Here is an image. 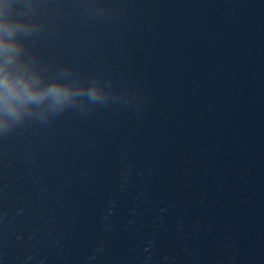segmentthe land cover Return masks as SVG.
Wrapping results in <instances>:
<instances>
[{
	"label": "water",
	"instance_id": "water-1",
	"mask_svg": "<svg viewBox=\"0 0 264 264\" xmlns=\"http://www.w3.org/2000/svg\"><path fill=\"white\" fill-rule=\"evenodd\" d=\"M42 11L43 61L125 99L0 137V264H264V0Z\"/></svg>",
	"mask_w": 264,
	"mask_h": 264
},
{
	"label": "clouds",
	"instance_id": "clouds-1",
	"mask_svg": "<svg viewBox=\"0 0 264 264\" xmlns=\"http://www.w3.org/2000/svg\"><path fill=\"white\" fill-rule=\"evenodd\" d=\"M42 3L0 0V137L29 123H48L69 110L86 115L125 99L114 91L111 78L89 80L71 66L43 61L36 51L49 28Z\"/></svg>",
	"mask_w": 264,
	"mask_h": 264
}]
</instances>
